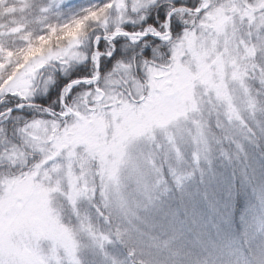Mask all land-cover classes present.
<instances>
[{
	"label": "snow or ice",
	"instance_id": "6c2138e0",
	"mask_svg": "<svg viewBox=\"0 0 264 264\" xmlns=\"http://www.w3.org/2000/svg\"><path fill=\"white\" fill-rule=\"evenodd\" d=\"M59 6L0 0V264H82L74 231L127 219L133 148L166 194L188 150L264 137V0Z\"/></svg>",
	"mask_w": 264,
	"mask_h": 264
},
{
	"label": "rangeland",
	"instance_id": "374dc122",
	"mask_svg": "<svg viewBox=\"0 0 264 264\" xmlns=\"http://www.w3.org/2000/svg\"><path fill=\"white\" fill-rule=\"evenodd\" d=\"M103 2L59 0L53 19L66 20ZM11 19L0 11V21ZM236 139L243 151L224 142L214 145L199 164L188 150L181 184L169 179L166 194L133 148L122 171L127 219L122 216L109 226L93 214V235L74 231L82 264H264V137L255 142Z\"/></svg>",
	"mask_w": 264,
	"mask_h": 264
},
{
	"label": "trees",
	"instance_id": "16d2710c",
	"mask_svg": "<svg viewBox=\"0 0 264 264\" xmlns=\"http://www.w3.org/2000/svg\"><path fill=\"white\" fill-rule=\"evenodd\" d=\"M239 206H241V204H239ZM168 262V261H167Z\"/></svg>",
	"mask_w": 264,
	"mask_h": 264
}]
</instances>
